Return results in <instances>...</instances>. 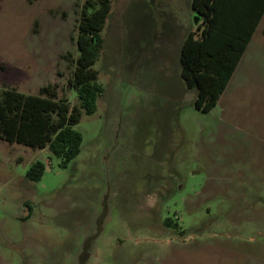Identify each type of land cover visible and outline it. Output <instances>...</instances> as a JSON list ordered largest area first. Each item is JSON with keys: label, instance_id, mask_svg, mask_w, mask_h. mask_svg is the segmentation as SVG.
<instances>
[{"label": "rangeland", "instance_id": "374dc122", "mask_svg": "<svg viewBox=\"0 0 264 264\" xmlns=\"http://www.w3.org/2000/svg\"><path fill=\"white\" fill-rule=\"evenodd\" d=\"M84 1L0 0V87L54 84L78 104ZM194 14L190 0H110L93 65L103 90L66 166L0 139V264H264V37L202 111L180 76Z\"/></svg>", "mask_w": 264, "mask_h": 264}, {"label": "trees", "instance_id": "16d2710c", "mask_svg": "<svg viewBox=\"0 0 264 264\" xmlns=\"http://www.w3.org/2000/svg\"><path fill=\"white\" fill-rule=\"evenodd\" d=\"M195 30L188 31L180 46V76L187 88L195 87L194 106L210 110L228 84L254 30L264 13V0H191ZM110 11V0H85L77 21L78 56L69 84L78 104L70 105L54 84L27 94L14 87H0V139L33 148H47L66 166L80 151L81 134L75 129L82 112L96 109L102 87L93 65L101 48L100 31ZM42 162L26 175L39 180Z\"/></svg>", "mask_w": 264, "mask_h": 264}, {"label": "crops", "instance_id": "0c3cea01", "mask_svg": "<svg viewBox=\"0 0 264 264\" xmlns=\"http://www.w3.org/2000/svg\"><path fill=\"white\" fill-rule=\"evenodd\" d=\"M190 4H191V0H190ZM258 29H261V34H262V36L264 37V13H263V15H262L260 21L258 22V24H257V26H256V28H255V30H254V33L252 34V37H251V39L249 40V42H248V44H247V46H246L245 51L248 49L249 45L252 46V48H253V38H254V36H255V34H256L255 32H256ZM188 30H190V28L186 30L184 36L182 37V39H181V41H180V44H179L180 46H181V43H182V41H183L185 35L187 34ZM258 46H259V45L254 46V48H255V47L257 48ZM245 51H244V53L242 54V57H243V55L245 54ZM242 57H241V58H242ZM240 60H241V59H240ZM238 63H239V62H238ZM185 88H186V86H185Z\"/></svg>", "mask_w": 264, "mask_h": 264}]
</instances>
